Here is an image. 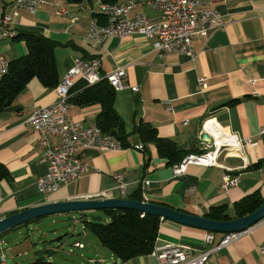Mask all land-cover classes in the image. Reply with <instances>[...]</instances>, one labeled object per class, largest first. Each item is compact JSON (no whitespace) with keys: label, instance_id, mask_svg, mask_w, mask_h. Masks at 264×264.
<instances>
[{"label":"crops","instance_id":"obj_1","mask_svg":"<svg viewBox=\"0 0 264 264\" xmlns=\"http://www.w3.org/2000/svg\"><path fill=\"white\" fill-rule=\"evenodd\" d=\"M13 1L0 0V8L12 12ZM201 2V8L220 10L224 24L208 36L195 38L197 58L194 61L188 55L161 57L153 48L155 39L139 34L110 37L96 45L88 35L92 22L100 21L101 16H96L97 0H48L36 13L21 10L16 15L19 32H39L56 42L60 80L76 58L99 57L103 75L124 67L127 72L124 81L140 86V90H116L115 105L129 133L127 144L108 151L85 149L81 156L89 163V170L77 181L45 195L37 185L38 178L47 171L48 163L43 160L45 148L40 133L28 118L58 97L55 87L45 86L38 78L31 79L14 102L0 112V161L11 174L10 179L0 182V218L44 203L99 195L131 199L139 195L145 201L166 203L204 216L212 206L221 204H227L233 213L237 201L257 190L264 196V133L261 132L264 127V0ZM60 8H65L66 13L58 14ZM141 10L151 17L159 14L142 5L133 9L131 15ZM0 51L13 61L26 55L28 46L22 39H8L0 42ZM201 77L206 78L205 87L200 84ZM101 109L100 103L79 105L71 101L69 112L90 125L96 123ZM209 117L215 118L225 130L257 144H244L240 154L222 155L219 166L189 164L184 175L175 177L173 167L177 163L168 164L156 144L143 142L134 132L144 120L161 137L175 141L184 152L198 153L206 146L202 140L204 134L201 136L200 132L203 121ZM50 139L58 140L53 136ZM227 172L238 176L240 182L224 190L222 179ZM119 174L126 183L124 190L116 178ZM145 181L150 182L144 184ZM94 211L97 210L70 213ZM79 230L74 247L88 263L161 264L149 254L121 261L95 235ZM208 232L163 219L157 243L175 242L198 252L211 246L205 240ZM76 242L80 245H75ZM262 247L264 220L214 251L209 264H264ZM42 250L52 251L38 248L36 252ZM68 260L70 264H83V261Z\"/></svg>","mask_w":264,"mask_h":264},{"label":"built area","instance_id":"obj_2","mask_svg":"<svg viewBox=\"0 0 264 264\" xmlns=\"http://www.w3.org/2000/svg\"><path fill=\"white\" fill-rule=\"evenodd\" d=\"M47 2L48 0H14L11 5L12 12L0 8V42L17 37L19 30L16 15L21 10L36 13ZM201 4V0H127L122 4L97 0L96 13L105 17V22L94 20L88 37L96 45H100L110 37L125 38L139 34L148 39H155L153 48L161 57L188 55L194 61L197 58L194 49L195 38L208 36L224 24L220 10L201 8ZM142 5L156 10L159 13L158 16L151 17L142 10L131 15L133 9ZM66 11L65 8H60L58 14L66 13ZM101 66L99 57L76 58L62 80L55 86L57 100L35 110L28 118V122L40 133L41 143L45 148L43 160L48 163L47 171L37 181L40 192L45 195L77 181L89 170V163L81 156L85 149L108 151L123 148L122 141L114 134L103 131L97 123L86 125L69 112L72 89L80 81L87 85H94L107 79L116 90L123 88L140 90V86L130 85L124 81L127 76L124 67L103 75ZM9 68L10 60L0 51V80L9 72ZM199 80L205 87L206 78L201 77ZM261 132L264 133V127ZM205 133H209L212 139L210 141L202 139L206 144L204 151L189 153L182 161L175 164L173 167L175 177L184 175L189 164L219 166L222 155L240 154L244 144H257L250 138L242 139L237 134L225 130L212 117L206 118L202 123L200 134L202 136ZM51 136L57 137L58 140L52 142ZM116 178L120 188L124 190L126 183L123 175H116ZM149 182L145 181L144 184ZM239 182L238 176L227 172L223 175L222 188L228 190ZM251 229L233 233L209 231L205 240L211 246L198 252L192 251L188 245L168 241L163 244L156 242L148 254L155 257L161 264H209L214 251L229 245ZM218 234H221L219 238ZM75 245L79 246L80 242H76ZM8 250L10 247L7 246L6 240L0 237V264H9ZM262 253L264 254V247H262Z\"/></svg>","mask_w":264,"mask_h":264},{"label":"trees","instance_id":"obj_3","mask_svg":"<svg viewBox=\"0 0 264 264\" xmlns=\"http://www.w3.org/2000/svg\"><path fill=\"white\" fill-rule=\"evenodd\" d=\"M70 1L82 2L84 0ZM102 1L114 4L118 0ZM96 16H101L100 22H105V17L99 13H96ZM16 38L26 41L28 52L26 55L10 61L9 72L0 80V112L14 102L17 95L31 79L38 78L47 87H55L60 82L55 53L56 42L39 32L29 30L20 31ZM69 100L79 105L100 103L102 109L97 115L96 123L103 131L118 137L123 145L127 144L129 133L126 131L124 119L115 105L116 89L107 79L94 85H87L83 81L78 82L72 89ZM134 132L140 135L143 142L156 144L159 154L168 159V164L178 163L189 154L181 150L172 139L161 137L157 129L144 120L137 124ZM10 178V171L0 161V182ZM134 198L142 200L139 195ZM263 203L264 196L257 190L237 201L234 204L233 213L229 212L227 204H221L212 206L204 216L212 220L236 219L254 212ZM159 204L169 206L166 203ZM103 210L108 215L107 220L100 216H97L96 220H84L85 228L97 237L103 247L110 250L121 261L148 254L153 249L159 235L162 217L142 213L135 209ZM181 211L189 213L185 210ZM6 232L0 233V237H3ZM52 253L53 251L50 250L38 251L34 262L28 264H61L49 259Z\"/></svg>","mask_w":264,"mask_h":264},{"label":"water","instance_id":"obj_4","mask_svg":"<svg viewBox=\"0 0 264 264\" xmlns=\"http://www.w3.org/2000/svg\"><path fill=\"white\" fill-rule=\"evenodd\" d=\"M212 136L209 133L203 135V140L210 141ZM135 209L142 213L158 215L163 219H170L175 222L202 228L216 233L242 232L250 229L264 220V203L254 212L240 218L231 220H212L202 215L187 213L172 206H166L145 200L131 198H109L103 195L91 196L88 198H76L64 201L44 203L17 211L0 219V233L12 230L35 219L60 213L78 211H91L103 209ZM93 216L92 220H96ZM68 233L62 234L54 239L60 242Z\"/></svg>","mask_w":264,"mask_h":264},{"label":"rangeland","instance_id":"obj_5","mask_svg":"<svg viewBox=\"0 0 264 264\" xmlns=\"http://www.w3.org/2000/svg\"><path fill=\"white\" fill-rule=\"evenodd\" d=\"M93 216H100L104 220L108 218L104 210L84 212L82 214H51L9 230L3 235L7 246L10 247L7 253L8 263H32L36 259V250L38 248H49L53 251L50 257L58 263L70 264L68 259L71 258L79 262L83 261V264H91L79 256L80 252L78 248L74 247V239L78 237L77 233L79 229L81 232L84 230V220H91ZM84 231L95 237L90 230L85 229ZM68 232L69 234L60 242L54 241L56 237Z\"/></svg>","mask_w":264,"mask_h":264}]
</instances>
